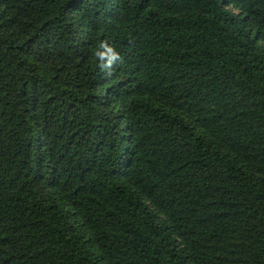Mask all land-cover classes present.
I'll use <instances>...</instances> for the list:
<instances>
[{
	"label": "trees",
	"instance_id": "trees-1",
	"mask_svg": "<svg viewBox=\"0 0 264 264\" xmlns=\"http://www.w3.org/2000/svg\"><path fill=\"white\" fill-rule=\"evenodd\" d=\"M0 264H264V0H0Z\"/></svg>",
	"mask_w": 264,
	"mask_h": 264
},
{
	"label": "clouds",
	"instance_id": "clouds-1",
	"mask_svg": "<svg viewBox=\"0 0 264 264\" xmlns=\"http://www.w3.org/2000/svg\"><path fill=\"white\" fill-rule=\"evenodd\" d=\"M112 58L115 59V56H113Z\"/></svg>",
	"mask_w": 264,
	"mask_h": 264
}]
</instances>
